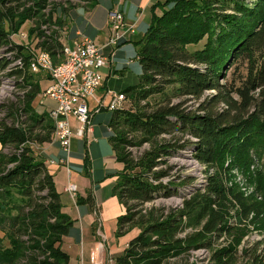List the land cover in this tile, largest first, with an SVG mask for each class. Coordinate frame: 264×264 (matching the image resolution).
<instances>
[{"label":"trees","instance_id":"obj_1","mask_svg":"<svg viewBox=\"0 0 264 264\" xmlns=\"http://www.w3.org/2000/svg\"><path fill=\"white\" fill-rule=\"evenodd\" d=\"M21 1L0 0V83L3 77H18L23 92L0 103V264H67L63 238L73 218L61 211L53 174L33 147L53 141L54 125L48 116L53 108L37 110L34 102L42 89L30 72L33 54L8 38L33 17L29 10L13 15ZM88 1L93 6L99 0ZM152 9L161 10L160 15L151 17L147 31L133 45L138 82L117 93L124 95L120 106L102 107L109 112L107 142L121 166L113 182L123 207L116 231L125 233L130 225L139 228L113 264H167L191 246L209 245L210 233L227 229L230 207H237L242 218L258 208L227 186L220 169L225 156L241 159L249 150L261 152L264 147V0H164ZM39 35L37 49L59 64L61 36L42 31ZM200 43L201 49H191ZM230 68L233 74L242 69L244 75L229 82ZM168 87L173 88L172 97L198 100L205 90L215 94L198 112L185 111L181 103L151 106L149 97L162 95ZM218 103L225 109L213 111L210 105ZM178 132L192 140L185 144L165 137ZM143 145L148 149L133 156ZM180 149L190 150L207 171L216 172L208 173L204 189L184 198L180 207L142 211L144 203L185 187L164 181L168 169L158 168L167 163L165 156ZM91 195L89 191L75 200L92 207ZM195 225L200 226L195 232L177 236ZM229 255L227 247L214 251L216 261Z\"/></svg>","mask_w":264,"mask_h":264},{"label":"rangeland","instance_id":"obj_2","mask_svg":"<svg viewBox=\"0 0 264 264\" xmlns=\"http://www.w3.org/2000/svg\"><path fill=\"white\" fill-rule=\"evenodd\" d=\"M37 2H39V0H23L20 3L21 7H15L13 15H16V17L25 13V10H29L28 15H33V17L23 21L18 32L8 36L9 40L13 41L12 43L15 42L22 46L23 49L30 50L34 55L38 52L37 46L41 41L39 35L40 31L44 33L55 32L60 35L61 38H65L66 32L68 31L67 19H69V12L82 9L87 13L92 7V3L88 0H43L40 5H38ZM103 4V2L99 4L100 9H98L99 11L96 13V23L95 27H93L95 31L88 32V35L93 34L96 36L95 41L99 45L102 41V35H109L108 31L109 33L111 31V27L108 26L106 21L107 10L102 6ZM84 18V14H82L72 34L78 30L79 26L82 24L84 25L82 21ZM15 22L17 21L15 20L14 23ZM125 23L128 26H133L132 33H129L127 38L123 41L121 40L115 47L110 46L103 49V55L106 61L115 64L116 74H114L115 76L107 87L111 89L109 91L114 93V95L122 91V88L125 86H134L138 82L140 71L139 65L135 60L136 56H133L132 49L127 51V49L123 50L118 48L120 44L127 42L134 34V25L128 24L126 20ZM137 34L136 32V35ZM19 35H22V37H19ZM202 43L191 49H201ZM130 61H132L131 65H129ZM30 72L35 75V79L38 82L39 80L41 82L48 79L44 71H33L32 67H30ZM107 72L108 68L105 67L99 73L100 76H102L103 83L107 77ZM242 75H244V70L239 69L238 72L233 74L230 68L227 73V80L230 82L232 78L237 79ZM20 81H22V79L13 77L12 83H7L6 88L8 89L2 91L3 94L0 97V102L11 101L13 94L14 97L16 94L20 95L23 93L21 91ZM220 83L225 82L221 81ZM46 85L48 84L43 82L42 88H45ZM172 90L173 88L168 87L165 89L167 95H165L164 92L162 95H153L149 97L148 101L150 105L159 107L167 102H170L171 105L181 103L185 111L198 112L197 110H199V107H201V104L208 96L215 94L213 91L210 92L209 90H205L203 95L197 100L194 98H184L182 96L172 97ZM106 93L107 92L104 93V97H106ZM168 95L171 97H168ZM108 98L109 96L104 99V105L108 104ZM44 101L47 100L40 96V99L34 103L37 104L39 102V105H43ZM88 103L90 110V125L94 132L90 134L86 133V135L82 136L78 135L80 124L73 116H69V128L74 139L70 141L71 146L68 159L71 155L70 159L76 163V166L73 168L68 160L67 167H65L69 171L72 169V181L79 190L84 191V189H89L91 193L94 194L93 197L97 199L99 206V209H97L99 216L95 227L90 226L88 230L86 229L84 231L85 236L81 239L74 237L75 229L73 228L70 235L64 237L63 247L70 255V262L68 264H76L77 261H79L77 264H113L114 256L121 253L128 238L136 234L139 228L137 225H130L125 233L118 234L116 231L115 220L116 215L121 213V206L114 195L112 183L116 176V172L119 173L120 165L114 160V157H112L111 147L107 144L109 130H107L106 125L109 112L102 111L101 106H97L98 108L95 110L96 108L94 107H96V103L91 101ZM126 105H128V103H126ZM210 107L213 108V111H218V109L222 108L225 109L222 103H218L216 106L210 105ZM93 115L94 118L92 117ZM165 137L174 139L175 141L185 142V144L192 140V137L180 132L172 133ZM33 147L37 157L39 156L42 159H47V157L45 158L47 153L44 149V144ZM144 149H148V145H143L139 149H134L132 153L133 156H137L138 152ZM165 159L167 163L158 167L162 170L168 169V176L164 181L171 180L176 186L185 187L181 188L179 193L170 195V197H158L153 199L152 202L144 203L140 206L142 211L148 210L153 206H159V208L166 210L170 207H180L184 198H190L195 191L204 189V184L206 183L205 178L208 173L216 172L213 168L207 171V167L202 166L193 157L190 150L187 149H180L179 152L174 154L170 153L168 156H165L163 160ZM56 161H58V159ZM56 164L60 163L57 162ZM222 167L223 168L220 169L221 179L225 180L227 186L236 188L248 202L254 201V204H256L258 208L256 210L253 209L247 218H242L243 216L237 207H230L231 209H229L225 217V221H228L227 229H224L219 235L210 233L212 239L209 245L197 244L196 246H191L182 251L178 256H171L167 260V264H264V147L261 152L260 150L257 152L249 150L248 156L242 157L241 159H237L236 156H225ZM61 180L63 182L66 181L62 170L59 171L58 181H56L55 184V187H58L59 190L61 189ZM71 196L73 195L71 194ZM69 210L74 211L73 209H68L67 211ZM237 210L239 212H237ZM199 227L200 226L197 225L186 227L177 236L182 237L185 234H191L198 230ZM100 242L103 243L102 247H100ZM223 247L230 249V255L225 256L221 261H216L214 251L220 250V248Z\"/></svg>","mask_w":264,"mask_h":264},{"label":"built area","instance_id":"obj_3","mask_svg":"<svg viewBox=\"0 0 264 264\" xmlns=\"http://www.w3.org/2000/svg\"><path fill=\"white\" fill-rule=\"evenodd\" d=\"M108 21H110L111 31L108 41L103 47H99L94 41L85 39L71 45H65L61 48L62 60L59 64H53L49 55L44 51L38 50L35 55L33 54V59L30 62L32 70L44 71L49 78L50 86L42 91V97L51 101L54 105L48 114L54 125L52 143H56L62 153L57 158L58 161H50V164L58 162L67 167L70 141L73 136L69 128V116H73L79 122L78 135L82 136L86 133H92L89 101L96 103L95 110L99 106L101 108L105 106L112 108L113 106L118 107L122 103L124 95H114V93L108 91L106 97L109 96V98L106 105L103 103L106 97L101 98L97 95L99 87L103 85V79L99 73L109 63L102 52L104 48L115 47L121 40H125L127 35L132 33L133 26L126 25L123 15L116 11L108 13ZM45 34H48V32H45ZM19 37H22V35H19ZM12 66L17 65L13 63ZM3 78H1L0 83V97L3 94L2 91L8 89L6 88L7 83H12L13 76ZM13 95L11 101L17 94L14 97ZM0 103H3V101ZM65 190L70 195H74L76 186L71 182L67 183ZM99 244L102 247L103 243L100 242Z\"/></svg>","mask_w":264,"mask_h":264},{"label":"crops","instance_id":"obj_4","mask_svg":"<svg viewBox=\"0 0 264 264\" xmlns=\"http://www.w3.org/2000/svg\"><path fill=\"white\" fill-rule=\"evenodd\" d=\"M163 1L164 0H99L97 4H95L94 6L91 7V10L87 11V13H85L82 9H77V10H74L72 12L70 11L68 14L69 19H67L68 20L67 30L69 31V33L67 31L66 32L67 34L65 35L66 37L61 38V43H62L63 47L65 45H71L74 42H79L80 40H83V39L94 41L96 43V41H95L96 36L93 34L88 35V32L95 31L93 29V27H95V23H96V21H95V19L97 17L96 13H97V11H99L98 9H100L99 4H101L103 2L104 4L102 6L104 8H106V10H107V11L106 10H104V11H106V21L108 23V26H110V25H109V21H108L107 17H108V12L110 10L116 11L118 13L120 12L124 16L123 18H124V20H126V22L128 24L134 25L135 29L133 30V33H134L133 36H131L128 39V41H127L128 43L124 42V43L120 44L118 46V48L123 49V50L127 49V51L132 49L133 56L134 55L136 56V48L133 47L134 42L137 41L139 38H141L145 34V31H147V29L150 25L151 17L154 15L155 16L160 15L161 10H159V9L153 10L152 7L154 8V6H156L157 4H159L160 2H163ZM82 14H84V17H85L84 20L82 19V21L84 22V25L82 24L81 25L82 27L79 26L78 30H76V32L72 34V32L76 29V27H77L76 23H78V19L81 18ZM136 32L138 33L137 35H136ZM108 34H109V31H108ZM109 36H110V34L106 35V36L102 35V38H101L102 41L100 42V45L97 43L96 44L99 47L105 46L106 42L108 41ZM131 64H132V61L129 62V65H131ZM107 68H108V72L106 73L107 77L105 79V82L103 83V85L101 87H99V90L97 92L98 97H101V98L104 97L105 92H108L109 90H111L107 87L110 85L113 77L115 76L114 74H116L114 63L110 62L107 65ZM43 82L48 84L45 86V88H42ZM40 86L42 89L41 92L44 89L46 90V88H48L50 86L49 79L46 81H41ZM42 93L40 96H42ZM39 99H40V97H39ZM36 105H37L38 111L45 109V107H47V108L48 107H50V108L54 107L53 103L51 101H48V100L44 101L43 105H41V104L39 105V102ZM94 115L92 116L93 118H94ZM92 124H93V122H92ZM91 131H92V133L94 132L92 130V127H91ZM73 139L74 138L72 137L71 141H73ZM107 144H108V142H107ZM44 146H45L44 149L47 153L45 155V158L47 157V159H43V160H44L45 164L48 166L50 172L53 174L54 187H55L56 181H58L59 171L62 170V173H64V175H65L66 181L63 182L61 180L62 181L61 189L59 190L58 187H55V188H56V191H58L60 194L59 200H61V204H62L61 211L68 214L71 218H73L71 229H70L68 235H70L72 229L74 228L75 229L74 237L81 239V238H83V236H85L84 231L86 229L88 230V228L90 226L95 227L96 221H98L99 212L97 211V209H99V206H98L97 199H95L93 197L94 194H92L89 189H84V191L79 190L76 185L75 186H76L77 190L75 192V195L71 196L68 192H66L65 188H66L67 183L71 182V183L75 184L72 181V176H71L72 175L71 174L72 169H70V171H69V170H67V168L65 166H63L61 164H50L49 163L50 161H52V160L56 161L57 158L60 155H62L61 149L59 146H57L56 143L54 144L52 142H50L48 144L44 143ZM111 150H112V148H111ZM111 154H112V157H114L113 151ZM70 156H69V163H71L72 167L74 168L76 166L75 165L76 163H74L72 161V159H70ZM114 160L116 161L115 157H114ZM116 174H117V172H116ZM115 179H116V176L114 177V180ZM114 180H113V182H114ZM89 191L92 194L91 197L93 199V206L91 207L90 204L87 202L78 205L75 199L76 198H84L85 195H87V192H89ZM122 208L123 207L121 206V209H120L121 213H122ZM68 209H73L74 211L69 210V211H71V212H69V211H67ZM121 213H119L117 215H120ZM117 215H116V217H117ZM82 233H83V235H82ZM63 240H64V238H63ZM63 243H64V241H63ZM64 251L67 253V255H69L66 250H64ZM69 262H70V255H69ZM77 263H79V261H77Z\"/></svg>","mask_w":264,"mask_h":264}]
</instances>
